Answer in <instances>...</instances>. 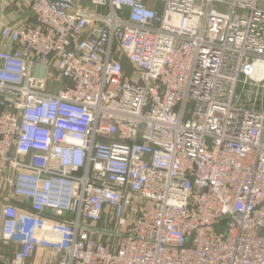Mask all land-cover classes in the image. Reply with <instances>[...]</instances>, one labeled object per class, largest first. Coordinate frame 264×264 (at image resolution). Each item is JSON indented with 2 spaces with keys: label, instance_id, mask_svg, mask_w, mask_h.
<instances>
[{
  "label": "built area",
  "instance_id": "1",
  "mask_svg": "<svg viewBox=\"0 0 264 264\" xmlns=\"http://www.w3.org/2000/svg\"><path fill=\"white\" fill-rule=\"evenodd\" d=\"M0 42V264H264V0H0Z\"/></svg>",
  "mask_w": 264,
  "mask_h": 264
},
{
  "label": "crops",
  "instance_id": "2",
  "mask_svg": "<svg viewBox=\"0 0 264 264\" xmlns=\"http://www.w3.org/2000/svg\"><path fill=\"white\" fill-rule=\"evenodd\" d=\"M28 17L25 5L22 3L18 5H10L4 12L3 22L11 27H17L22 24L23 20ZM9 44L0 42V50L5 49ZM11 203L17 207H25V204L21 199L16 198L11 189L7 186H2L0 184V209L6 203ZM20 246L13 242H3L0 241V255L7 256L8 258L13 257V255L19 250ZM42 251H38L36 257L33 260H27L25 264H44L45 258L42 255Z\"/></svg>",
  "mask_w": 264,
  "mask_h": 264
},
{
  "label": "rangeland",
  "instance_id": "3",
  "mask_svg": "<svg viewBox=\"0 0 264 264\" xmlns=\"http://www.w3.org/2000/svg\"><path fill=\"white\" fill-rule=\"evenodd\" d=\"M89 3V0H75V4L79 5V6H87ZM38 72H40L41 74H43L42 76H46V72L48 70V67L45 69L44 67H39L37 68Z\"/></svg>",
  "mask_w": 264,
  "mask_h": 264
}]
</instances>
